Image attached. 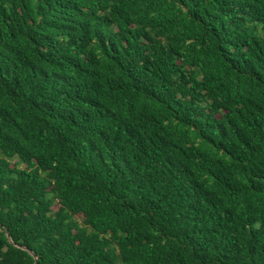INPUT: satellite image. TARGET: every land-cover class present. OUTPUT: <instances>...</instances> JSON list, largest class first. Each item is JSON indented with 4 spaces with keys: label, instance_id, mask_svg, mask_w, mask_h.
I'll return each instance as SVG.
<instances>
[{
    "label": "trees",
    "instance_id": "obj_1",
    "mask_svg": "<svg viewBox=\"0 0 264 264\" xmlns=\"http://www.w3.org/2000/svg\"><path fill=\"white\" fill-rule=\"evenodd\" d=\"M0 264H264V0H0Z\"/></svg>",
    "mask_w": 264,
    "mask_h": 264
},
{
    "label": "water",
    "instance_id": "obj_2",
    "mask_svg": "<svg viewBox=\"0 0 264 264\" xmlns=\"http://www.w3.org/2000/svg\"><path fill=\"white\" fill-rule=\"evenodd\" d=\"M18 248H20V249H23V250H25L26 248L24 247V246H18V245H16Z\"/></svg>",
    "mask_w": 264,
    "mask_h": 264
}]
</instances>
